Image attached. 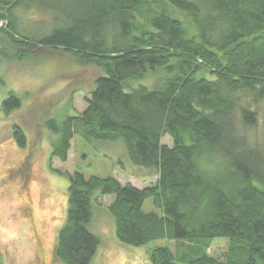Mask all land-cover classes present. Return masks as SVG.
Segmentation results:
<instances>
[{"label": "trees", "instance_id": "trees-1", "mask_svg": "<svg viewBox=\"0 0 264 264\" xmlns=\"http://www.w3.org/2000/svg\"><path fill=\"white\" fill-rule=\"evenodd\" d=\"M35 4L46 17L19 21L16 11ZM0 22V64L42 49L95 70L83 112L38 122L53 136L50 159L65 163L74 138L121 142L157 178L139 189L68 175L54 262L91 264L93 210L111 197L120 243H173L153 248L150 264H264V147L239 130L255 126L264 104V0H0ZM2 107L9 115L21 101L9 92ZM11 133L26 146L23 127ZM147 200L155 212L143 211ZM217 239L227 240L220 259L207 253Z\"/></svg>", "mask_w": 264, "mask_h": 264}, {"label": "rangeland", "instance_id": "rangeland-1", "mask_svg": "<svg viewBox=\"0 0 264 264\" xmlns=\"http://www.w3.org/2000/svg\"><path fill=\"white\" fill-rule=\"evenodd\" d=\"M41 7L35 4L30 11L17 10L19 21L37 25L39 19L46 17L38 11ZM2 26L0 22V29ZM0 74L5 83L0 89V251L3 264H59L53 261L52 254L55 237L65 218L68 175L79 172L86 178H115L139 189L154 185L157 178L143 175V169L130 162L121 142L92 147L74 138L65 163L50 159L53 136L38 122L51 117L60 121L83 112L94 69L79 66L62 54L53 55L38 49L30 60L2 62ZM75 88L83 92L71 94ZM9 92L17 95L21 108L6 115L2 102ZM70 99L72 107L67 103ZM15 124L27 133L25 147H20L11 133ZM239 130L248 145L259 143L264 147V104L258 111L255 126ZM162 142L167 146L171 144L168 137ZM100 202L93 210L90 223L91 232L100 242L91 264H150L149 254L153 248H173V243L169 246L167 241L144 247L120 243L115 236L114 221L106 211L112 198H101ZM143 211L155 212L150 200L144 203ZM226 249L227 240L217 239L207 253L220 259Z\"/></svg>", "mask_w": 264, "mask_h": 264}]
</instances>
